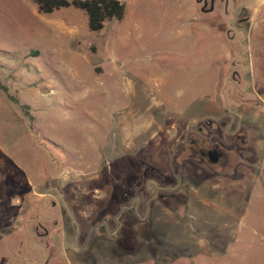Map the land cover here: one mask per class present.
<instances>
[{
    "label": "rangeland",
    "instance_id": "obj_1",
    "mask_svg": "<svg viewBox=\"0 0 264 264\" xmlns=\"http://www.w3.org/2000/svg\"><path fill=\"white\" fill-rule=\"evenodd\" d=\"M120 1L91 32L82 10L0 0V264H264V0ZM134 175L140 199L104 213Z\"/></svg>",
    "mask_w": 264,
    "mask_h": 264
},
{
    "label": "trees",
    "instance_id": "obj_2",
    "mask_svg": "<svg viewBox=\"0 0 264 264\" xmlns=\"http://www.w3.org/2000/svg\"><path fill=\"white\" fill-rule=\"evenodd\" d=\"M43 14H51L60 9L74 8L82 10L88 20V29L91 32L101 31L106 24L120 22L125 16V5L120 0H32ZM198 3V1H196ZM203 12V11H201ZM205 13V12H204ZM211 18H207L209 20ZM210 29L224 34V21H203ZM219 22V23H215ZM212 35V36H211ZM211 40H218L214 33L208 34ZM251 55L254 70V80L264 87V22L253 26L250 30ZM6 94V89H4ZM10 98V97H8ZM104 213H110V203ZM123 230L134 228L132 225H122Z\"/></svg>",
    "mask_w": 264,
    "mask_h": 264
},
{
    "label": "flooded vegetation",
    "instance_id": "obj_3",
    "mask_svg": "<svg viewBox=\"0 0 264 264\" xmlns=\"http://www.w3.org/2000/svg\"><path fill=\"white\" fill-rule=\"evenodd\" d=\"M216 0H203V7L201 8V11L205 13H210L214 9V5ZM209 2V7L207 8V4ZM198 132H203L201 128L198 129ZM189 144L192 148V151L198 155V157L206 163L216 166L220 165L222 167V172L227 173L233 172V170L238 165L237 161H233L238 157L236 154L237 152H232V149H224L222 147V150H219V148L213 146V147H206L204 141H197L194 137H191L189 140ZM235 154V157H234ZM153 170V169H151ZM142 178L146 179V171L142 174ZM139 179L137 175L130 176L128 181L124 183V189L121 191L120 194L117 192H113L108 203H110V213L111 215H117L119 211L123 208L124 204H126L127 201H130L132 199L138 200L140 199V194L142 193V189L139 188L138 192L133 195L132 190L136 187ZM153 191L155 192L153 195V198H156L157 200L161 201L164 205H166V199L167 198H175L180 197L179 193L177 194H165L158 192V189L153 188ZM121 203V205L119 204Z\"/></svg>",
    "mask_w": 264,
    "mask_h": 264
},
{
    "label": "crops",
    "instance_id": "obj_4",
    "mask_svg": "<svg viewBox=\"0 0 264 264\" xmlns=\"http://www.w3.org/2000/svg\"><path fill=\"white\" fill-rule=\"evenodd\" d=\"M222 44L227 46V42L222 40ZM230 57H232V54L230 53Z\"/></svg>",
    "mask_w": 264,
    "mask_h": 264
}]
</instances>
